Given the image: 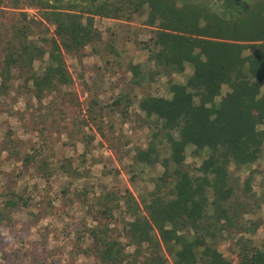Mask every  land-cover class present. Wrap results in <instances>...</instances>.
<instances>
[{"label": "trees", "instance_id": "obj_1", "mask_svg": "<svg viewBox=\"0 0 264 264\" xmlns=\"http://www.w3.org/2000/svg\"><path fill=\"white\" fill-rule=\"evenodd\" d=\"M24 1L39 8L41 19L53 26L52 36L43 38L49 45V64L43 74L34 72L33 62L45 48L30 38L39 22L23 14L2 47L0 95L14 69L25 72L39 98L70 85L64 53L94 45L100 38L95 17L132 21L145 6L146 23L153 28L142 42L148 61L167 76L184 74L187 64L191 69L182 82L169 78L170 97L136 98L123 91L109 104L124 114L136 103L152 131L146 146L135 148L134 162L159 163L163 171L140 200L128 188L120 196L106 194V201H123L127 216L121 227L127 242L113 235L109 223L85 228L101 264H264V244L256 246L251 236L236 239L235 263L216 246L226 226L242 225L251 234L257 228L238 221L237 206L230 203L236 188L229 167L250 165L264 156V0ZM105 48L116 60L120 51L112 43ZM129 69L132 82L141 85V65L130 64ZM222 85L228 87L223 94ZM98 103L93 99L91 107ZM99 115L95 112L89 120L97 124ZM188 146L200 157L191 168L185 166ZM253 177L251 171L244 179V191L252 190ZM16 206L13 196L3 201L0 227L9 208ZM100 212L113 215L110 205ZM31 254L40 263L38 251Z\"/></svg>", "mask_w": 264, "mask_h": 264}, {"label": "rangeland", "instance_id": "obj_2", "mask_svg": "<svg viewBox=\"0 0 264 264\" xmlns=\"http://www.w3.org/2000/svg\"><path fill=\"white\" fill-rule=\"evenodd\" d=\"M147 13L145 6L132 21L95 17L100 38L94 45L64 53L71 84L40 98L25 72L14 69L0 95V206L11 196L17 206L9 208L0 227V264H101L85 231L98 223H109L113 235L127 242L121 227L127 216L123 201H106V194L120 196L128 188L140 200L154 188L163 167L134 162L135 148L145 147L152 131L136 103L124 114L109 104L123 91L136 98L170 97L169 78L182 82L187 75L158 74L148 61L142 42L153 28L146 23ZM23 14L39 22L30 38L45 48L33 62L34 72L41 75L49 64V45L43 38L52 36L53 26L41 19L39 8L24 0H0V62L11 26ZM107 43L120 51L114 61ZM134 63L141 65V85L132 82L129 65ZM226 90L222 85V94ZM93 99L99 103L91 107ZM95 112H100L97 124L89 120ZM82 119L87 123L82 125ZM192 149L186 148L188 168L200 163ZM229 171L236 188L230 203L237 206L238 221L257 227L251 234L242 231V225L226 226L219 235L217 248L235 263L241 234L251 236L256 246L264 244V156L250 165L231 164ZM251 171L252 190L246 192L244 179ZM104 205L111 206V217L101 214ZM35 249L40 263L32 261ZM132 249L126 246L128 252ZM167 259L172 263L173 256L167 253Z\"/></svg>", "mask_w": 264, "mask_h": 264}, {"label": "crops", "instance_id": "obj_3", "mask_svg": "<svg viewBox=\"0 0 264 264\" xmlns=\"http://www.w3.org/2000/svg\"><path fill=\"white\" fill-rule=\"evenodd\" d=\"M190 70H191L190 67H187V66H186L185 71H186V72H189ZM221 91H222V90H221ZM226 91H227V90H226ZM226 91H225V92H226ZM225 92H224V93H225ZM252 164H253V163H252Z\"/></svg>", "mask_w": 264, "mask_h": 264}]
</instances>
